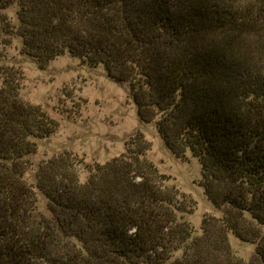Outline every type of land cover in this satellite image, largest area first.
Masks as SVG:
<instances>
[{
    "label": "trees",
    "instance_id": "16d2710c",
    "mask_svg": "<svg viewBox=\"0 0 264 264\" xmlns=\"http://www.w3.org/2000/svg\"><path fill=\"white\" fill-rule=\"evenodd\" d=\"M14 39L41 69L67 55L125 84L165 148L198 162L220 216L195 234L142 134L103 165L42 161L29 183L58 124L1 67L0 264H264V0H0V46Z\"/></svg>",
    "mask_w": 264,
    "mask_h": 264
},
{
    "label": "rangeland",
    "instance_id": "374dc122",
    "mask_svg": "<svg viewBox=\"0 0 264 264\" xmlns=\"http://www.w3.org/2000/svg\"><path fill=\"white\" fill-rule=\"evenodd\" d=\"M7 15L14 20L12 11ZM20 50L17 39L8 48L0 46V68L18 70L22 75L21 99L40 106L58 124L53 135L36 142L37 152L29 158V183L34 181L37 166L42 161L67 152L82 160L84 165H103L124 154L126 144L136 134H142L151 145L147 159L192 203L183 218L195 234H200L204 218L220 216L199 186L198 162L189 155L186 159H178L165 148L154 127L140 121L125 84L109 79L101 67H82L67 55L41 69L35 61L21 56ZM86 176L82 174L83 179ZM38 207L44 213L45 201L41 196ZM229 243L245 262L254 254L253 245L240 243L232 236H229Z\"/></svg>",
    "mask_w": 264,
    "mask_h": 264
}]
</instances>
